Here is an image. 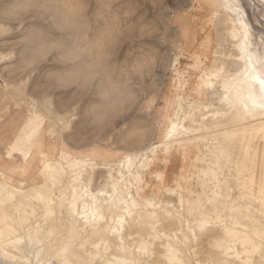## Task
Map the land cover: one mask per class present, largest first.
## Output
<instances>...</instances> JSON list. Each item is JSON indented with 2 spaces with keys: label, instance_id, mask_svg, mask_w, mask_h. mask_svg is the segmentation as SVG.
<instances>
[{
  "label": "rangeland",
  "instance_id": "rangeland-1",
  "mask_svg": "<svg viewBox=\"0 0 264 264\" xmlns=\"http://www.w3.org/2000/svg\"><path fill=\"white\" fill-rule=\"evenodd\" d=\"M235 1L259 47L264 0ZM202 2L0 0V219L23 237L19 247L15 237L0 242V264H58L63 247L62 261L74 264H120L124 256L135 264H264L260 171L252 176L242 153L263 139H226L216 122L221 107L211 91L220 79L206 85L204 67L235 57L237 39L223 8ZM208 36L212 49L200 63L192 45ZM194 84L203 85V101L187 98ZM180 102L193 104L192 116ZM175 112L178 135L166 138ZM23 136L25 154L14 149ZM94 202L103 219L87 209Z\"/></svg>",
  "mask_w": 264,
  "mask_h": 264
},
{
  "label": "bare ground",
  "instance_id": "bare-ground-1",
  "mask_svg": "<svg viewBox=\"0 0 264 264\" xmlns=\"http://www.w3.org/2000/svg\"><path fill=\"white\" fill-rule=\"evenodd\" d=\"M252 2V1H251ZM204 5H206L207 7H208V9L210 10V11H213V10H215V7L216 6H221L222 8H223V10H224V12H225V15H227L232 21H233V23H234V25H233V27H232V29L230 30V29H228V30H230L231 31V33L233 34V36H232V38L233 37H235L236 39H237V41H236V52H235V57H230V58H228V59H225V60H222L221 59V57H217V58H215V64L213 65V66H205L204 67V69H205V71H206V75L209 77L205 82H206V85H210V86H212L213 88H214V86L216 85V84H214V81H213V78H216V79H220V84H219V86L217 87V88H215V89H212V91H211V94H214L215 96H217L218 97V99H219V105H220V107H221V109H220V111H219V113H220V115H221V117L216 121V122H218L219 123V125L221 126L220 128L226 133L225 134V137H226V135H229V134H231V136H233V134H234V136L236 135L237 136V134H250V135H252L254 138H257V139H263V147L261 148V147H259V145L260 144H258V143H255L254 142V144H255V146H254V144H252L253 145V150L251 149V146L252 145H249V146H247L248 148H245L244 149V152H243V149H242V153H244V158H246L247 159V161L250 159L251 160V162H250V165H251V167L249 168V170L251 169V171H252V176L255 174V172H258V171H260V181H259V188H260V190L261 191H263L264 192V43H262L259 47H257L256 46V44H254L253 43V41H252V38H251V30H250V28L248 27V22L246 21V19H245V17H243V13L241 12V11H244V10H241L240 11V6H239V3H237L235 0H203V2H202ZM242 9V8H241ZM214 12V11H213ZM218 13H220V12H218ZM219 15V14H218ZM217 15V16H218ZM214 16V15H213ZM216 16V15H215ZM214 16V17H215ZM245 16V15H244ZM214 17H212V18H214ZM225 19V18H224ZM227 19V18H226ZM222 20V19H221ZM214 21V20H213ZM225 22V21H224ZM214 24V23H213ZM225 24H226V22H225ZM214 27V26H213ZM226 30V29H225ZM229 31V32H230ZM226 33V32H225ZM230 33V34H231ZM223 34V33H222ZM254 34V33H253ZM225 35V34H224ZM226 36V35H225ZM219 37H221V36H219ZM197 39H199V37H197ZM234 39V38H233ZM221 42V41H220ZM227 43V42H226ZM233 44V43H232ZM220 45V44H219ZM223 47V46H222ZM234 47V46H233ZM192 49H194V50H196V49H198L199 50V52L198 53H191L190 52V54L191 55H193V56H196L197 57V60H198V62H200V63H202V62H206L209 58L207 57V55L205 54V53H208L209 51H211V49H212V42H211V36H208L199 46H197V44L196 43H194L193 45H192ZM219 49H220V47H219ZM218 52H220L219 50H217V49H214V53H218ZM225 54V53H224ZM231 54V53H230ZM219 55H221V54H219ZM233 55V56H234ZM224 56H226V55H224ZM229 56V55H228ZM232 56V55H231ZM227 58V57H226ZM221 61V62H220ZM219 62V63H218ZM205 75V76H206ZM179 76V75H178ZM183 76H185V77H187L186 76V73H184L183 74ZM203 76V75H202ZM184 77V78H185ZM181 78V77H180ZM188 78V77H187ZM202 79H203V77H202ZM184 82V81H183ZM187 83L186 84H188L189 86H190V81L187 79V81H186ZM182 83V82H181ZM202 84V83H201ZM203 86V85H202ZM202 86H200V85H195L194 84V88L193 89H191L190 87H189V94H188V96H187V98L190 100V97H195V95L196 94H198L199 95V100H202V95H203V87ZM182 87V86H181ZM180 94V93H179ZM182 94V93H181ZM178 95V94H177ZM205 95V94H204ZM186 96V95H185ZM184 99H186V98H184ZM204 99V98H203ZM211 99V98H210ZM194 100V99H193ZM199 100H197L199 103L201 102V101H199ZM183 101V100H182ZM188 101V100H187ZM196 101V99H195V101H193V102H197ZM203 101V100H202ZM178 102V101H177ZM190 102V101H189ZM184 103V102H183ZM183 103L182 102H180L179 103V111L180 112H184V114L186 115V117H190V116H192L193 115V111H195V109L194 108H192L193 106V104H191L190 106L188 105V108H189V110H185V108H184V105H183ZM202 103V102H201ZM206 104V103H205ZM178 107V106H177ZM201 108V107H200ZM215 108V107H214ZM177 109V108H176ZM200 109H198V111H199ZM207 110V109H206ZM205 110V111H206ZM175 111V110H174ZM202 111V110H201ZM212 112V111H211ZM178 113L179 112H175L174 113V117H172L171 118V116H170V123H169V127H168V131H167V134H166V138H170V137H172V135H174V134H176V132L179 130V126H178V121H177V117H178ZM196 113H198V112H196ZM206 113H207V111H206ZM214 113H215V111H214ZM217 113V112H216ZM183 114V115H184ZM205 115V114H204ZM176 117V118H175ZM180 117H182V116H180ZM199 117H200V115H199ZM209 117V116H208ZM214 117V116H213ZM193 118V117H192ZM194 119H196L195 117H194ZM198 119V118H197ZM200 119V118H199ZM198 119V120H199ZM206 119V118H205ZM214 119V118H213ZM198 120H196V122L198 121ZM212 120V119H211ZM186 121V120H185ZM207 122V121H206ZM203 124V123H202ZM207 124H209V122L207 123ZM199 125V124H198ZM192 126V125H191ZM200 126V125H199ZM198 126V127H199ZM198 127H196V129L198 128ZM214 127H217V126H214ZM192 128H193V126H192ZM189 129H191L190 127H189ZM207 129V128H206ZM205 129V130H206ZM210 129V128H209ZM212 129H214V128H212ZM216 129V128H215ZM217 129H218V127H217ZM181 130V129H180ZM184 130V129H183ZM193 130V129H192ZM195 131V130H194ZM214 131H216V130H214ZM219 132V131H218ZM183 133V132H182ZM197 133V132H196ZM214 133H216V132H214ZM221 134H222V132H221ZM246 134V135H247ZM176 135H178V134H176ZM31 136V135H30ZM29 136V137H30ZM201 136V135H200ZM200 136H198L197 135V137H200ZM203 136V135H202ZM219 136H221L220 138H223V136L222 135H219ZM231 136H229V137H231ZM235 136V137H236ZM248 136V135H247ZM246 136V137H247ZM194 137H196V136H194ZM234 137V138H235ZM242 137V136H241ZM241 137H238V138H240L241 139ZM202 138V137H201ZM233 138V137H232ZM249 138V137H248ZM252 138V137H251ZM251 138H250V140H251ZM183 139V138H182ZM191 140H192V138H190ZM196 139H198V138H196ZM226 139H227V137H226ZM229 139H231V138H229ZM188 140V139H187ZM225 140V139H224ZM223 140V141H224ZM234 140H237V141H235V142H239V139H234ZM246 140V139H245ZM253 140V139H252ZM19 141L21 142V144L20 145H18V146H16L14 149L15 150H18V151H20V152H22V153H26L25 152V141H26V139H24V136H23V138H20L19 139ZM177 141V140H176ZM181 141V140H180ZM189 141V140H188ZM195 141H198V140H195ZM222 141V140H221ZM230 141V140H229ZM233 141V140H232ZM243 140H241V142L240 143H243L242 142ZM254 141V140H253ZM178 142V141H177ZM220 142V141H219ZM234 142V143H235ZM257 142V141H256ZM221 143V142H220ZM224 144H225V141L223 142ZM228 143V142H227ZM233 143V142H232ZM251 143V142H250ZM31 144V143H30ZM34 144V143H33ZM179 144V143H178ZM231 144V143H230ZM239 144V143H238ZM243 144H245V142L243 143ZM219 145V143L217 144V146ZM232 145V144H231ZM27 146H29V145H27ZM32 146V145H31ZM217 146H215V147H217ZM221 145H219V147H220ZM224 146V145H223ZM223 146H221L222 148H220V150L221 149H226V147L224 148ZM228 146V145H227ZM235 146H236V144H235ZM219 147H217V148H219ZM201 148V147H200ZM230 148H233V146L231 147H229L228 146V149H230ZM30 149V148H29ZM28 149V150H29ZM214 149H216V148H214ZM239 149V148H238ZM238 149H236V150H238ZM202 150V149H201ZM213 150V149H212ZM233 150H234V148H233ZM219 151V150H218ZM222 151V150H221ZM221 151H219V152H221ZM225 152L227 151V150H224ZM235 151V150H234ZM234 151H232V152H234ZM199 152V151H198ZM202 152V151H201ZM211 152H213V151H211ZM228 152V151H227ZM229 152H231V150H229ZM200 153V152H199ZM221 153H223V154H225L223 151L221 152ZM63 154H65V153H63ZM70 154V153H69ZM213 154H215V153H213ZM220 154V153H219ZM227 154V153H226ZM229 154V153H228ZM236 154H237V152H236ZM240 154V153H239ZM204 155V154H203ZM216 155H217V149H216ZM215 155V160H216V156ZM220 155H222V154H220ZM232 155H234L233 156V158L236 156L235 154H232ZM232 155L230 156L231 158H232ZM238 155V154H237ZM226 156V155H225ZM242 156V155H241ZM243 156H242V158H243ZM223 157H224V155H223ZM227 157H229V155H227ZM204 159H206L205 157H203ZM220 159L222 158V157H219ZM196 159H197V157H196ZM224 159H225V157H224ZM240 159H241V157H240ZM51 160H53V159H51ZM55 160H57V159H55ZM55 160H53V162L55 161ZM84 160V159H83ZM81 160V161H79V162H81V164L85 161H87V159L86 160ZM163 160V159H162ZM198 160V159H197ZM211 160H213V159H211ZM228 160H231V159H228ZM227 159L225 160L227 163H229V161H228ZM234 160V159H233ZM237 160H238V157H237ZM101 162H103L102 160H100ZM205 161V160H204ZM221 161V160H220ZM240 161V160H239ZM241 161H243V160H241ZM53 162L51 163V164H53ZM84 162V163H85ZM116 162V161H115ZM209 162H210V160H209ZM214 162H217V165L219 164L220 165V162L219 161H214ZM222 162H223V160H222ZM222 162H221V165H222ZM225 162V163H226ZM249 162V161H248ZM247 162V163H248ZM77 164H78V162H76ZM199 163V162H198ZM206 163V162H205ZM231 163V162H230ZM229 163V165L231 166V164ZM233 163V162H232ZM56 164V163H55ZM242 165V162H240L239 164H238V166H241ZM58 165V164H57ZM78 165H80V164H78ZM197 165V164H196ZM208 165V164H207ZM214 164L212 163V166H213ZM215 165H216V163H215ZM214 165V166H215ZM216 165V166H217ZM228 165V164H227ZM247 165H249V164H247ZM51 166V165H50ZM198 166V165H197ZM196 166V167H197ZM222 166H224V165H222ZM221 166V167H222ZM226 166V165H225ZM224 166V167H225ZM233 166V165H232ZM237 166V165H236ZM43 167V166H42ZM49 167V166H48ZM58 167V166H57ZM56 167V168H57ZM201 167H203V166H201ZM220 167V166H219ZM221 167L220 168H217V167H214L215 169L217 168V169H219V170H224V169H221ZM249 167V166H248ZM43 168H45V167H43ZM51 168H54V165L51 167ZM50 167H49V169H51ZM208 167H204V169H207ZM213 168V167H212ZM226 168H228V166L226 167ZM230 168V167H229ZM241 168V167H240ZM240 168L238 169V171L240 170ZM204 169H203V172H204ZM209 169H210V167H209ZM237 169V168H236ZM41 170V169H40ZM54 170H55V168H54ZM61 170V169H60ZM201 170V169H200ZM208 170V169H207ZM210 170H213L214 171V169H210ZM209 170V171H210ZM226 170V169H225ZM231 170V169H230ZM248 170V169H247ZM49 171H51V170H49ZM59 171V170H58ZM228 171H229V169H228ZM19 173H20V171H18ZM42 172V171H41ZM199 173H201L200 171H198ZM217 172V171H216ZM50 173V172H49ZM210 174H211V172H209ZM219 173H222V172H220L219 171ZM224 173V172H223ZM51 175H53V174H51ZM50 175V176H51ZM58 175V174H57ZM56 175V176H57ZM206 175H208V173L206 174ZM215 176H216V174H214ZM259 175V174H258ZM49 176V177H50ZM139 176V175H138ZM219 176V175H218ZM250 176V175H249ZM217 177V176H216ZM215 177V178H216ZM251 177V176H250ZM214 178V179H215ZM217 179V178H216ZM219 179V178H218ZM217 179V180H218ZM247 179V178H246ZM251 179V178H250ZM228 181H229V179H228ZM227 181V182H228ZM244 181V180H243ZM218 183L220 182V179H219V181H217ZM214 183H216V182H214ZM252 183V182H251ZM116 184V183H115ZM241 185H242V182L240 183ZM243 184H244V182H243ZM250 184V183H249ZM245 185V184H244ZM12 186V185H11ZM250 186V185H249ZM116 187V186H115ZM0 189H1V187H0ZM190 189H191V187H190ZM256 189V188H255ZM17 190V189H16ZM174 190H175V188H174ZM2 191V190H1ZM3 191H5V190H3ZM10 192V191H9ZM38 192V191H37ZM1 193V192H0ZM99 193H101V192H99ZM3 194H5V193H3ZM10 194V193H9ZM39 194V193H38ZM37 194V195H38ZM98 194V193H97ZM2 195V194H1ZM0 195V196H1ZM77 195V194H76ZM91 195L92 194H90V197H91ZM38 196H40L41 197V195H38ZM93 196V195H92ZM95 196H96V194H95ZM259 196V195H258ZM5 197V196H4ZM39 197V198H40ZM102 197V196H101ZM180 197V196H179ZM6 198V197H5ZM37 198V197H36ZM103 198V197H102ZM116 198V197H115ZM120 198H124V197H119V200H120ZM41 199H43L44 200V198H41ZM8 200H9V198H8ZM47 200H50V199H46V201ZM92 200H93V197H92ZM97 200V199H96ZM96 200H94V201H96ZM126 200V199H125ZM125 200H123V201H125ZM135 200V199H134ZM0 201L2 202V200H1V198H0ZM4 201V200H3ZM45 201V200H44ZM117 201V200H116ZM0 202V203H1ZM87 202V201H86ZM93 202V201H92ZM105 202V201H104ZM110 202V201H109ZM119 202H121V201H119ZM118 202V203H119ZM263 203V205H264V200L262 201ZM98 203V202H97ZM97 203L96 202H94V204L90 207V208H87V209H90V213H93L94 215H96L97 217L96 218H101V219H103L104 218V216L102 215V213H101V208H100V204H99V206L97 205ZM71 204H72V202H71ZM74 204V203H73ZM89 204L90 203H87V205L86 206H89ZM110 204H111V202H110ZM115 204V203H114ZM113 204V205H114ZM120 205H121V203H119ZM76 205V204H75ZM74 206V205H73ZM103 206V205H102ZM115 206H117L116 204H115ZM127 206V205H126ZM130 206V205H129ZM2 207V206H1ZM114 207V206H113ZM73 208V207H72ZM84 208H85V205H84ZM108 208H110V207H108ZM107 208V209H108ZM115 208V207H114ZM117 208V207H116ZM19 209V208H18ZM24 209V208H23ZM111 209V208H110ZM264 209V208H263ZM263 209H262V212H263ZM75 211V210H74ZM102 211H103V209H102ZM86 212V211H85ZM104 213V212H103ZM264 214V213H263ZM87 215V214H86ZM89 215V214H88ZM87 215V216H88ZM49 216V215H48ZM117 216V215H116ZM124 216V215H123ZM123 216H119L118 217V220L119 221H125V220H123L124 218H125V216L123 217ZM12 217V216H11ZM15 217V216H14ZM24 217V216H23ZM254 217V216H253ZM26 218V217H25ZM25 218H23L24 219V222H25ZM5 219V218H4ZM22 219V220H23ZM1 221H2V219H0ZM0 221V224L4 221L5 222V227H1L2 225L4 226V222H3V224L0 226V236L2 235V234H5L6 235V237H7V239L5 240L4 239V241H1V238H0V242H6V244H10L11 242H15V240L17 239L16 237H15V235H14V233L16 234L17 232H16V230H17V228H16V226H14V225H16V224H12V223H8L7 221H6V219L5 220H3L2 222ZM92 221V220H91ZM17 221H15V223H16ZM96 222V221H95ZM18 225H19V222H18ZM21 225H22V223H21ZM205 225V224H204ZM109 226H111V225H109ZM111 228V227H110ZM41 229V228H40ZM94 229H96V228H94ZM225 229V228H224ZM228 229H230V227H228L227 228V230ZM233 229V228H232ZM231 229V230H232ZM74 230V229H73ZM80 230V229H79ZM99 230V229H98ZM97 230V231H98ZM110 230V229H109ZM233 230H235V229H233ZM71 231V230H70ZM226 231V230H225ZM96 232V231H95ZM94 232V233H95ZM99 232V231H98ZM106 232V231H105ZM113 232H115V231H113ZM119 232H121V231H119ZM233 232H235V231H233ZM72 233V232H71ZM82 233V232H81ZM99 233H102V232H99ZM107 233H109V232H107ZM112 233V232H111ZM110 233V234H111ZM226 233H228V232H226ZM75 234V233H74ZM73 234V235H74ZM77 234V233H76ZM96 234V233H95ZM102 234H104V233H102ZM214 234V233H213ZM230 234H231V232H230ZM112 235V234H111ZM120 235V234H119ZM16 236H18V234H16ZM79 236H80V234H79ZM94 236V235H93ZM99 237H100V234L98 235ZM103 236V235H102ZM104 236H106V235H104ZM117 236V235H116ZM1 237H5V236H1ZM12 237L14 238H16V239H12ZM108 237V236H107ZM106 237V238H107ZM239 237H240V235L238 236V239H239ZM118 238V237H117ZM120 238H121V236H120ZM218 238H220L219 236H218ZM23 239V237L22 236H19V238L16 240V244H17V242L19 243L21 240ZM100 239V238H99ZM109 239V238H108ZM214 239V238H213ZM212 239V240H213ZM237 239V240H238ZM245 242H250L251 241V238L250 237H248V236H246V235H244L243 236V238H242ZM224 240V238L221 240V242ZM40 241V240H39ZM85 241V240H84ZM83 241V242H84ZM100 241V240H99ZM107 241H109V240H107ZM124 241V240H123ZM214 241H215V239H214ZM220 241V240H219ZM218 241V242H219ZM35 242V241H34ZM216 242H217V240H216ZM226 242V241H225ZM230 243V242H229ZM8 244V245H9ZM20 244V243H19ZM106 244V243H105ZM110 244V243H109ZM144 244V243H143ZM145 244L147 245V243L145 242ZM148 244H149V242H148ZM218 244V243H217ZM244 244V243H243ZM245 244H247V243H245ZM249 244V243H248ZM247 244V245H248ZM0 245H1V243H0ZM14 245V244H13ZM86 245V244H85ZM93 245V244H92ZM97 245V244H96ZM169 245V244H168ZM167 245V246H168ZM260 245V244H259ZM259 245L256 243V244H254V246H253V248L254 249H257L258 247H259ZM20 246V245H19ZM18 246V244L16 245V247H19ZM71 246V245H70ZM77 246V245H76ZM98 246V245H97ZM118 246V245H117ZM148 246V245H147ZM5 247V246H4ZM141 247H143V246H141ZM226 247V246H225ZM225 247H222V248H225ZM246 247H248V246H246ZM39 248V247H38ZM37 248V249H38ZM66 248H68L69 249V246H68V244H67V247ZM144 249H145V246L143 247ZM148 248V247H147ZM169 248L171 249V250H173V248H172V244H170L169 245ZM227 248V247H226ZM17 249V248H16ZM22 249V248H21ZM142 249V248H141ZM216 249H219V248H216ZM228 249H230L229 247H228ZM227 249V250H228ZM233 249V248H232ZM249 249V248H248ZM247 249V250H248ZM6 250H7V248H6ZM18 250H20V249H18ZM67 250V249H66ZM243 250V249H242ZM250 250V249H249ZM248 250V251H249ZM21 251V250H20ZM38 251H40V250H38ZM68 251V253L70 252L69 250H67ZM144 251V250H143ZM237 251H238V249H237ZM246 251V250H245ZM61 252H62V254H61V256H62V258H61V256L60 257H57V259L58 260H60V261H58L57 260V262H59L58 264H74L73 263V261L71 262V261H68V260H71V259H73V258H71V259H68V257H67V259L65 260V261H62L63 260V258L64 257H66L67 255L65 254V253H67V252H65V248L63 247V249L61 250ZM65 252V253H64ZM91 252V251H90ZM228 252H230V251H228ZM236 252V251H235ZM38 253V255H40L41 253L40 252H37ZM40 253V254H39ZM93 253V252H92ZM238 253V252H237ZM247 253V252H246ZM65 254V255H64ZM174 255H176L175 253H173ZM232 254V253H231ZM64 255V256H63ZM97 255H99V254H97ZM96 255V257H98ZM228 255H229V253H228ZM241 255V254H240ZM69 256V255H68ZM94 256V255H93ZM131 256V255H130ZM177 256V255H176ZM166 257V256H165ZM38 258V257H37ZM59 258H61V259H59ZM114 258V257H113ZM173 258V257H172ZM54 259H55V257H54ZM94 259V258H93ZM115 259V258H114ZM128 258H125V256L124 257H122V258H120V257H118L116 260L117 261H120L121 263L120 264H135V263H133V261H131V260H129V261H131V262H129L128 260H127ZM131 259V258H130ZM56 260V259H55ZM74 260V259H73ZM168 260H170V259H168ZM173 260H174V258H173ZM175 260H177V259H175ZM174 260V261H175ZM75 261V260H74ZM113 262V261H112ZM111 262V263H112ZM1 263V262H0ZM51 263V262H50ZM50 263H48V262H46V263H43V262H41L40 264H50ZM77 263V262H76ZM85 263V262H84ZM91 263V262H90ZM114 263V262H113ZM119 263V262H118ZM4 264V263H3ZM81 264V263H80ZM116 264V263H115ZM136 264H138V263H136ZM181 264V263H180ZM220 264V263H219ZM222 264V263H221Z\"/></svg>",
  "mask_w": 264,
  "mask_h": 264
}]
</instances>
